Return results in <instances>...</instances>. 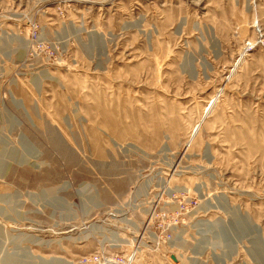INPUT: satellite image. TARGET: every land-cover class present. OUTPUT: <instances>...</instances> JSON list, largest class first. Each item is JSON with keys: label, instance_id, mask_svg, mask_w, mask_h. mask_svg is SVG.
<instances>
[{"label": "rangeland", "instance_id": "rangeland-1", "mask_svg": "<svg viewBox=\"0 0 264 264\" xmlns=\"http://www.w3.org/2000/svg\"><path fill=\"white\" fill-rule=\"evenodd\" d=\"M154 206L180 264H264V0H0V264L123 253Z\"/></svg>", "mask_w": 264, "mask_h": 264}, {"label": "built area", "instance_id": "built-area-1", "mask_svg": "<svg viewBox=\"0 0 264 264\" xmlns=\"http://www.w3.org/2000/svg\"><path fill=\"white\" fill-rule=\"evenodd\" d=\"M197 202L195 201L194 204ZM180 209L175 212L168 210L157 213L154 206L150 215L147 213L145 225L141 227V233H138L131 247L121 253L117 251H97L91 255L83 256L80 262L83 264H154L152 261V252L163 251L165 264H180V259L176 254L169 250L170 243L173 240V234L180 231L179 214ZM111 245V244H110ZM117 246V245H111ZM173 248V247H172ZM146 250L150 256L142 259V252Z\"/></svg>", "mask_w": 264, "mask_h": 264}, {"label": "bare ground", "instance_id": "bare-ground-1", "mask_svg": "<svg viewBox=\"0 0 264 264\" xmlns=\"http://www.w3.org/2000/svg\"><path fill=\"white\" fill-rule=\"evenodd\" d=\"M17 104L20 106L21 105V103L19 102V101H17ZM213 206V205H212ZM222 206H223V204H222ZM232 213H234V214H236V215H238V213L235 211V210H232ZM240 214V213H239ZM234 216V219H233V217H232V219H231V222H234V224H235V227L237 226V229L238 228H240V229H242L243 227H242V221L244 220L245 221V226L247 227V228H249V226L251 225V224H249L250 222L248 221L249 220V218H248V216L246 215V214H244V215H241L242 216V219L243 220H240V219H238V217L237 216ZM221 224H223V226H225L224 228H225V230L226 231H228V229H227V225L226 224H228V223H225V222H222ZM233 224V223H232ZM252 226V225H251ZM212 227H214V226H212ZM219 227V226H218ZM134 228V227H133ZM215 228V227H214ZM222 230V229H221ZM222 232H224V231H222ZM220 233H221V231H220ZM115 238H114V240H112V241H114V242H118V243H116V244H111V245H120L121 243H126L127 242V240H124L123 238H120V237H117L116 236V234H115V236H114ZM235 245H236V243L234 242L233 244H232V247H234L235 248ZM171 246V245H170ZM232 251V248H231V250H230V253H229V256L230 255H232L231 252ZM23 258H24V260H25V262H29V261H31V263L32 264H34V256H32V255H30L29 253H28V251H27V254H24L23 256H22ZM30 259H33V260H30ZM24 260H22L23 262H24ZM45 262H52V261H56V262H59V263H61L62 264V261H60V259H58V258H55V259H51V260H44ZM66 263V262H65Z\"/></svg>", "mask_w": 264, "mask_h": 264}]
</instances>
